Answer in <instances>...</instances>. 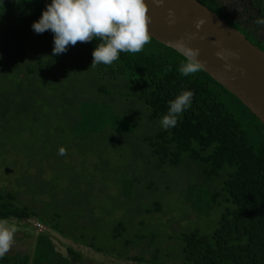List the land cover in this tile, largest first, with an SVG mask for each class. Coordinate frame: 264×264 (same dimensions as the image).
<instances>
[{"label":"trees","instance_id":"1","mask_svg":"<svg viewBox=\"0 0 264 264\" xmlns=\"http://www.w3.org/2000/svg\"><path fill=\"white\" fill-rule=\"evenodd\" d=\"M197 1L261 49L253 25H258V17L264 18V0H246L248 6L239 18L224 10L218 0ZM50 3L51 0H0V25L12 41L7 52L0 45V55L6 59V62L0 61L3 64L0 94L6 98L2 101H33L37 103L36 111L44 115L41 108L49 107L59 96V80L57 83L48 74L60 72L65 78L69 74L91 71L99 79L119 86L120 97L136 101L142 116L157 124L167 114L170 100L182 91H192L191 106L179 116L176 126L168 130L161 127L141 137L148 148L145 150L147 162L153 164L156 172L167 173L186 161L194 165L197 177L209 186L198 201L196 198L185 200L205 222H212L210 229L204 231L196 227L171 236L176 242V253L182 256V264H264V139L259 143L253 141L255 132L264 138V125L204 71L181 75L179 68L186 58L152 37L150 42L157 45L160 52H121L111 65L91 67L92 53L102 42L100 38L68 45L65 53L54 56V33L48 30L37 34L31 27ZM249 10L253 13L245 19ZM242 23L245 27H241ZM248 23L253 25L247 26ZM95 90L103 95L114 93L102 83ZM71 100L75 109L70 114L69 127L60 128L62 136L43 135L50 129L49 114L44 115L42 124L40 117H30L28 129L0 132L7 144L19 143L24 147L2 148L0 159L16 169L14 182L26 197H30L31 204L23 201L19 197L21 194L14 190L0 189V220H34L64 238L97 251L105 250L109 239L111 243L120 244L121 240L117 239L128 231L131 217L121 215V219H111L115 213L104 216L97 199L83 194V189L90 184L86 171H91V167H87L89 164L76 160L69 153L61 156L58 148L66 146L67 142L90 140L107 130L127 136L134 132L135 126L106 102H90L81 97L76 102L73 95ZM245 121H251L253 127L247 126ZM149 180L146 189L151 191L155 181ZM139 183L138 178L128 177L115 188L126 199L123 202L135 200L132 191ZM138 200L141 203V197L135 202ZM150 201L154 207L147 208L143 204L140 212L152 214L160 209L159 196ZM92 224L96 229L99 226L105 229L107 237L103 242L98 235L89 236L87 229ZM159 237V234L148 232L121 244L126 248L147 238L154 245ZM33 247L31 256L5 254L0 264L66 262L46 233H38ZM68 252L78 256L71 249ZM159 255L160 252L154 255L152 264H158Z\"/></svg>","mask_w":264,"mask_h":264},{"label":"rangeland","instance_id":"2","mask_svg":"<svg viewBox=\"0 0 264 264\" xmlns=\"http://www.w3.org/2000/svg\"><path fill=\"white\" fill-rule=\"evenodd\" d=\"M218 2L224 10L229 11L235 17L240 16L246 8L243 0H218ZM2 27L0 25L2 41L0 45H3L4 52H7L12 41ZM241 27H245V24L242 23ZM255 31L256 36L264 45L263 27H256ZM142 50L147 53L161 51L152 42L146 44ZM23 59L25 61V58ZM5 60V56L0 55V61L6 62ZM2 69L3 64H0V70ZM48 75L53 77L56 82L59 80V83L57 82L59 96L58 99L49 103V107L41 108V112L44 115L49 114L51 118L48 126L50 129L45 131L43 135L47 133L51 136H54L52 134L62 136L64 134L60 132V128L69 127L67 123L71 119L70 114L75 109L73 107L74 102L71 100L72 95L76 102L80 97L90 102H106L113 106L118 115L126 116L129 124L135 126L134 132L127 136L121 135L117 131L107 130L102 131L98 136L91 137L90 140L67 142L66 146L58 148L59 150L61 148L66 149V153L73 155L76 160L81 159L89 164L87 167H91V171L89 169L86 171L89 173L87 180L90 184L83 189V194L97 199L103 215L115 213L111 219H121L122 216L128 218L130 215L131 221L130 225L128 224V231L117 239L121 240L120 244L111 243L109 239L110 242L105 245V250L100 251L64 238L43 224V231L38 232L34 227V223L38 222L34 220L27 222L9 221V226L14 225L17 231L14 234L13 244L6 255L31 256L34 251L36 236L38 233H46L49 235L55 250L66 258L65 264H152L154 255L159 254V252L158 264H182V256L179 252L176 253V242L171 236L196 227L202 228L204 231L210 229L212 222H205L202 216L197 215L191 203L185 200L196 198L198 201V198L202 197L206 190H209L208 183H203V179L197 177V169L195 170L194 165L187 164L186 161H183L176 169L171 168L167 173L156 172L153 164H148V156L145 153L148 148L145 143H142L141 137L146 132L161 128V120L155 124L145 119L136 101H127L120 97L122 91L119 86L110 83L108 80L99 79L91 71L69 74L65 78L60 72ZM100 83L109 86L114 93L112 95L99 94L95 89ZM3 99L6 98L0 94V132L14 128L17 130L28 129L30 127L28 118L30 117H40L41 124L45 120V116L37 112L36 102L23 100L19 103L11 101L8 103L2 101ZM245 124L250 128L253 127L251 121H245ZM254 135L253 141L255 143L264 139L256 132ZM12 146L24 148L19 143L7 144L0 133V149H14ZM151 160L153 161V159ZM154 163L156 166L157 162ZM15 176L16 169L8 166L6 160L0 159V189L14 190L17 194H21L19 197L31 206L30 197H26L21 188L14 182ZM128 177H136L140 180V183L134 186L132 195L135 200L141 197L142 204L139 200L137 202L133 200L135 203L133 201L131 203L123 202L126 199L119 193V190L115 189L121 186ZM150 178L155 181L151 191L146 189L149 181H151ZM158 183L161 185L158 186ZM158 196L161 201L158 211L152 214L140 212L143 204L147 208H153L150 200L157 199ZM115 197L118 199H114ZM141 219L144 220V223H141ZM87 232L89 236L98 235L102 242L107 237L104 228L99 226V229H96L93 224L87 229ZM148 232L160 235L154 241V245H151L147 238L142 239L138 245H131L126 248L121 244L128 239L136 240L139 234L143 235ZM75 234L77 235V233ZM68 249L77 253L78 256L71 255ZM113 249L117 251L112 252ZM126 256L138 257L141 260H127Z\"/></svg>","mask_w":264,"mask_h":264},{"label":"clouds","instance_id":"3","mask_svg":"<svg viewBox=\"0 0 264 264\" xmlns=\"http://www.w3.org/2000/svg\"><path fill=\"white\" fill-rule=\"evenodd\" d=\"M148 11L145 0H51L31 27L37 34L48 30L54 33V56L65 53L68 45L100 38L102 42L92 53L91 67L111 65L119 58V53H139L150 42ZM169 17L174 22V13L170 11ZM203 23L202 20L196 23L197 31ZM256 23L264 26V18L258 17ZM176 48L186 58L179 68L181 75L203 70L205 64L198 59L199 49L190 48L183 41L176 42ZM216 55L221 60L226 59L220 52ZM193 96L192 91L186 90L168 102L167 114L160 121L165 130L176 126L179 116L191 106ZM59 154L66 155V149L61 148ZM16 231L8 220H0V258L9 252Z\"/></svg>","mask_w":264,"mask_h":264},{"label":"water","instance_id":"4","mask_svg":"<svg viewBox=\"0 0 264 264\" xmlns=\"http://www.w3.org/2000/svg\"><path fill=\"white\" fill-rule=\"evenodd\" d=\"M145 3L149 8L150 37L180 54L176 48L178 41L199 49L198 59L205 64L202 71L264 125V52L197 0H145ZM170 11L174 13V22L169 17ZM201 20L204 23L197 31L195 25ZM218 52L226 59H219Z\"/></svg>","mask_w":264,"mask_h":264},{"label":"flooded vegetation","instance_id":"5","mask_svg":"<svg viewBox=\"0 0 264 264\" xmlns=\"http://www.w3.org/2000/svg\"><path fill=\"white\" fill-rule=\"evenodd\" d=\"M244 2H245V7L247 8V6H248V3H247V1L246 0H243ZM245 8V9H246ZM244 9V10H245ZM243 10V11H244ZM253 12L251 11V10H249V11H247V14H246V17H245V19H247L251 14H252ZM237 18H239V16H237ZM253 24L252 23H248L247 24V26H252ZM253 26H255V27H263V31H264V26H262V25H253ZM258 38V37H257ZM258 41L260 42V40L258 39ZM260 44H261V50L264 52V45L262 44V42H260Z\"/></svg>","mask_w":264,"mask_h":264},{"label":"built area","instance_id":"6","mask_svg":"<svg viewBox=\"0 0 264 264\" xmlns=\"http://www.w3.org/2000/svg\"><path fill=\"white\" fill-rule=\"evenodd\" d=\"M34 227L36 228V230L38 232H42L43 231V226L40 223H34Z\"/></svg>","mask_w":264,"mask_h":264}]
</instances>
